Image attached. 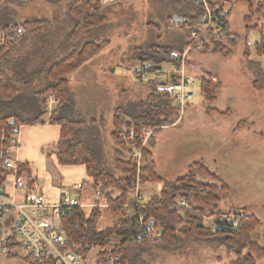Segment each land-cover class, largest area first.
<instances>
[{
	"label": "trees",
	"instance_id": "1",
	"mask_svg": "<svg viewBox=\"0 0 264 264\" xmlns=\"http://www.w3.org/2000/svg\"><path fill=\"white\" fill-rule=\"evenodd\" d=\"M102 0H72L69 7V20L72 28L64 34L58 44L46 41L34 51L25 49L30 36L45 25L44 19H29L23 22H2L0 30L6 33L4 46L0 50V128L9 118H14L18 124L39 123L44 116L49 115L50 123L59 124L61 133L59 141L53 145L44 146L48 155L55 152L60 164H83L90 178L93 189L98 191L102 200L113 205L109 209L114 214V223L106 228H100L98 222L104 207H94L91 211L86 208L73 207L63 212L62 230L65 233L67 247L82 252L86 257L93 256L98 264H103L101 256L106 254L119 255L120 264H140L145 252L153 246L170 250H178L194 239L221 238L234 248L249 246L259 255L264 256V246L253 239V232L260 224L255 214L244 212L235 221L227 218L215 219V230L204 222V215H214L221 201L220 193L228 189L218 175L210 173L202 161L193 165L194 171L168 180L160 175L153 161L150 146L145 149V155L152 159L145 167L143 182H163L164 187L158 196H154L143 209L149 216L155 217L162 227L164 234L156 240H140L141 224L137 217L125 215L122 205L128 201L131 184L135 180L136 168L130 157L121 152H115L114 166L106 161L104 153V138L100 127L94 122L88 123L82 118V113L72 100V93L67 76L79 69L89 59L101 51L106 41L85 39L84 33L103 27L106 16L102 13ZM247 4L244 18V30L241 34L231 33L228 13L222 6H215V22L219 30L209 39L214 52L229 55L237 47L239 41H245L243 52L244 66L252 74V86L256 90H264V68L259 61L250 58L251 52L248 36L251 32L260 33L261 41L255 44L259 55H264V0H243ZM171 3L175 13L180 18L177 22L171 15L167 17L171 27H190L196 29L201 23L203 8L199 0H160ZM262 21V22H260ZM103 25V26H102ZM23 26L26 32L19 39L11 40L10 27ZM208 39V40H209ZM82 42V43H81ZM205 42L204 49L209 48ZM21 48L19 59L14 57L16 47ZM175 45L153 43L147 49L135 48L129 58L132 62L153 61L162 63L171 61L170 51ZM200 82L199 92L207 104L208 112H215V107L209 106L217 96L222 85L214 80L209 71H204L197 79ZM37 84H34V83ZM160 80H151V88L146 100L141 105V111L126 120L120 109L114 117L113 137L117 138L118 127L121 124H133L138 131L142 127H161L174 122L178 116V107L166 90L160 88ZM36 85H38L36 87ZM53 96L59 99L55 110L48 111L47 98ZM84 119V120H83ZM51 150V151H50ZM210 175V181H200L196 172ZM19 175L27 184L29 190L36 187L37 180L32 175L28 163L19 164ZM3 178V177H2ZM187 200L190 207L181 204ZM211 206L206 209L205 206ZM105 212V211H104ZM114 238H119L114 242ZM11 251L23 246L17 239L9 238ZM29 264L34 261L26 256ZM232 264H255L251 253Z\"/></svg>",
	"mask_w": 264,
	"mask_h": 264
},
{
	"label": "rangeland",
	"instance_id": "2",
	"mask_svg": "<svg viewBox=\"0 0 264 264\" xmlns=\"http://www.w3.org/2000/svg\"><path fill=\"white\" fill-rule=\"evenodd\" d=\"M71 1L0 0V25L2 22L44 19V27L30 36L25 49L34 51L45 46L48 40L49 43L58 44L72 28L68 14ZM101 3L107 21L103 27L84 33V38L97 37L106 44L81 69L75 71L72 77V84L75 85L73 100L84 121L92 117L97 119L101 136L105 139L106 161L115 167L114 151L121 152L112 133L115 130V114L120 109L123 117L131 120L141 111V105L151 88V78L155 79V75L147 80L137 79L133 67L144 62H131L129 58L135 48L147 49L153 43L182 45L189 37V28L168 25L167 17L177 15L170 2L102 0ZM244 9V3L234 4L230 18L232 27L239 28ZM250 37L256 40L258 35L253 32ZM243 44L241 41L227 58H222L226 55L211 49L200 52L201 64L205 63L221 81V90L209 104L216 107L215 112H208L207 104L197 106L190 112V105L185 113L178 114L174 122L162 126L160 138L152 144L151 151L155 156L156 169L168 180L191 173L194 171L193 165L202 161L210 173L218 175L228 185V189L220 193L217 212L204 215L205 224L213 226L212 230H215L214 218L233 214L231 218H236V221L244 212L255 214L260 224L253 232V239L264 246V90H256L252 86V74L244 66ZM13 54L17 59L21 57L20 46L15 48ZM196 71H201L200 67ZM160 79L166 82L164 76H160ZM201 100L197 90L193 102ZM94 106H97L96 110ZM50 109L53 111L54 105ZM195 177L203 182L211 180L210 175L198 171ZM63 179L58 172L54 176L57 182L61 183ZM81 182L90 186L91 179L86 178ZM77 183L71 180L68 185L75 189ZM43 186L44 180L38 184V189L41 190ZM73 194L78 195V192L73 191ZM187 206L190 207L189 202ZM205 207L211 209L209 205ZM109 208L106 206L100 217V228L114 223L115 216ZM86 209L88 212L92 210L90 207ZM119 240L113 239L114 242ZM249 253L253 255L255 264H264V256L254 253L249 246L230 247L221 238L194 239L178 250L153 246L144 253L140 264H232Z\"/></svg>",
	"mask_w": 264,
	"mask_h": 264
},
{
	"label": "built area",
	"instance_id": "3",
	"mask_svg": "<svg viewBox=\"0 0 264 264\" xmlns=\"http://www.w3.org/2000/svg\"><path fill=\"white\" fill-rule=\"evenodd\" d=\"M199 2L203 8L201 23L197 29H189V40L185 48L170 51L171 61H145L133 67L134 76L141 81L147 80L151 75L160 80V88L172 95L174 105L178 107V114L185 113L189 108L201 85L190 73V52L203 49L205 42L218 29L215 22V6L209 0ZM8 30L13 37L11 40L21 38L26 32L23 26L10 27ZM5 39L6 33L0 30V50ZM160 76H164L166 82H163ZM51 105L49 102V111ZM19 128L20 124L14 118L7 119L0 128V256H7L11 251L9 238L13 237L23 245L15 250H22L35 264H98L99 259L89 255L86 257L82 252L67 247L61 219L63 212L73 207L105 208L111 207V204L101 197L97 202L87 203L69 194H64L58 201L52 202L44 191L36 188L37 183L35 189L29 190L26 182L19 176L18 162L10 150L18 143ZM161 128L162 126L142 127L138 131L133 124L124 123L118 127L115 140L119 150L130 157L136 168L129 199L122 208L125 215L139 219L142 229L140 240H156L164 234L160 222L143 210L148 201L143 192L142 180L146 165L152 162V159L145 155V149L157 137ZM83 186L84 183L80 182L74 187L81 190ZM9 187L14 188V194L9 193ZM187 203L185 199L181 201L186 208ZM232 215L223 217L235 220L236 218H231ZM215 219L217 218L213 219V223ZM100 259L103 264H120L119 255L106 254Z\"/></svg>",
	"mask_w": 264,
	"mask_h": 264
},
{
	"label": "crops",
	"instance_id": "4",
	"mask_svg": "<svg viewBox=\"0 0 264 264\" xmlns=\"http://www.w3.org/2000/svg\"><path fill=\"white\" fill-rule=\"evenodd\" d=\"M209 1L213 4H216V3L219 4L220 6H222L224 13H228L229 29H230V32L232 34L233 33L241 34L243 32V30H244V18H245V15L247 13L246 9L248 10L247 4L245 1H243V0H209ZM241 2L244 3V5H245L244 15H242V18L240 19V23L238 24L239 28L232 27L231 20H230L231 11L233 9L234 4L241 3ZM218 30H219V28L217 29V31ZM253 32H256V31H253ZM253 32H251V34ZM256 33L258 35V38L256 40H254L250 37L251 34L248 36V44L250 45V44L254 43L253 46H249L250 52H251L250 58L252 60L261 62L262 66L264 68V65H263L264 55H259L256 51V48L252 49V47H255V44L257 42H259V38L261 37L259 32H256ZM188 40H189V37L185 41V43L183 42L182 45L176 46V49L185 48L187 43H188ZM207 41H208L207 43L209 44V48L207 47L206 49H211V51H213L211 40L209 39ZM242 41L245 44V41L244 40H242ZM240 42L241 41H239V43ZM203 50H205V49L203 48L201 50H194L190 54V61H189L190 73L192 75H194V77L196 79H198V77L202 74V72L209 71L212 73L214 78L217 79V81H220L219 77L216 74H214V72H212L211 69L206 67L205 63L201 64L202 59H201L200 52ZM253 56H255V57H253ZM209 57H210V55H209ZM222 58H227V56L222 57ZM88 61H90V60H88ZM203 65H205V66L203 67ZM81 67L79 69H81ZM198 67H200L201 71L197 72L196 69ZM77 70H75V71H77ZM75 71H73L70 75L67 76L69 84H70V88H71L72 100H73V94H74V90H75L73 87L75 85L72 84V77H73V75H75L74 74ZM151 79L153 80V78H151ZM47 101H48V106H49V102H51L52 105H54V110H55L56 106L59 104V99H57L53 96L48 97ZM73 102H74V100H73ZM74 104H75V102H74ZM205 104L206 103L204 102L203 98L198 103L192 102L191 108H190L191 110H189V111L191 112L192 110L197 108V106L203 107ZM94 109L96 110L97 106H94ZM212 114H213V112H212ZM95 115H96V112H95ZM48 119H49V115H46V116H44L42 122H39V123H23L22 122L20 124L19 132L17 134L18 143L14 147L10 148L11 154L13 155V157L18 162V166L21 163H28L31 166L32 175L37 180V184H40L41 181L43 182V180H44V186L41 189V191H44L45 194L48 196L49 200L52 202L58 201L64 194H69V195H72L74 197H78L87 203H91L90 201L97 202L98 200H100V196L97 194L98 191H95L92 187L93 180L88 175L85 165H83V164H73V165L60 164L58 159H57L55 152L53 151V149H52V151L50 150L52 152L50 155H48L46 152H44V150H43L44 146L53 145V144L57 143L59 141L60 133H61L60 125L56 124V123H50L48 121ZM93 122L97 126H99L97 124L98 121L95 117H92L90 120H88V123L92 124ZM162 130L163 129L159 130L158 135L154 139L153 143H155V141L160 138ZM151 146H150V148H151ZM114 155H115V151H114ZM152 155H153V161L155 162V156H154L153 152H152ZM114 160H115V156H114ZM57 172L60 175H62L64 178L63 182L61 181V183L54 180V176H57ZM157 172H158V170H157ZM160 175H162V174H160ZM86 178L91 179L90 186H86L84 184V186L81 190L77 191L74 188L73 189L70 188L68 185L69 183H71V180H76L80 183L81 181H83ZM163 187H164L163 182H154V181L145 182L143 185V192L146 195V200L149 202L154 196L160 195ZM36 188H38V186ZM8 191H9V193H12V194L15 193L14 188H12V187H9ZM73 191L78 192V195L73 194ZM25 257H26L25 253L22 250L15 251V253L12 254L11 257L10 256H0V264H29L27 262V260L25 259ZM21 261H24V262H21Z\"/></svg>",
	"mask_w": 264,
	"mask_h": 264
},
{
	"label": "water",
	"instance_id": "5",
	"mask_svg": "<svg viewBox=\"0 0 264 264\" xmlns=\"http://www.w3.org/2000/svg\"><path fill=\"white\" fill-rule=\"evenodd\" d=\"M175 20L178 22L180 20V18L176 15L174 16Z\"/></svg>",
	"mask_w": 264,
	"mask_h": 264
}]
</instances>
